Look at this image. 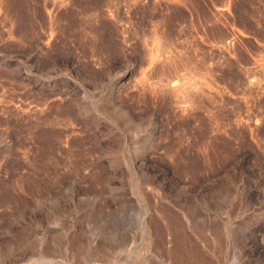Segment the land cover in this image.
Instances as JSON below:
<instances>
[{"label":"rangeland","instance_id":"374dc122","mask_svg":"<svg viewBox=\"0 0 264 264\" xmlns=\"http://www.w3.org/2000/svg\"><path fill=\"white\" fill-rule=\"evenodd\" d=\"M0 264H264V0H0Z\"/></svg>","mask_w":264,"mask_h":264}]
</instances>
